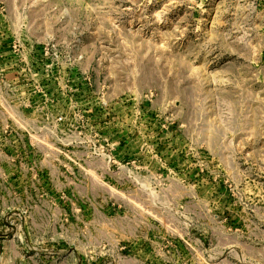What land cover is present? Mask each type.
I'll list each match as a JSON object with an SVG mask.
<instances>
[{"label":"rangeland","instance_id":"rangeland-1","mask_svg":"<svg viewBox=\"0 0 264 264\" xmlns=\"http://www.w3.org/2000/svg\"><path fill=\"white\" fill-rule=\"evenodd\" d=\"M0 264H264V0H0Z\"/></svg>","mask_w":264,"mask_h":264}]
</instances>
